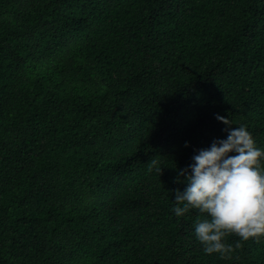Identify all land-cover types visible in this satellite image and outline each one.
<instances>
[{"label":"trees","instance_id":"1","mask_svg":"<svg viewBox=\"0 0 264 264\" xmlns=\"http://www.w3.org/2000/svg\"><path fill=\"white\" fill-rule=\"evenodd\" d=\"M217 114L264 148V0H0V264H264L172 211Z\"/></svg>","mask_w":264,"mask_h":264},{"label":"clouds","instance_id":"2","mask_svg":"<svg viewBox=\"0 0 264 264\" xmlns=\"http://www.w3.org/2000/svg\"><path fill=\"white\" fill-rule=\"evenodd\" d=\"M216 118L226 125V137L195 150L185 167L176 166V180L185 187L175 190L172 211L177 217L192 209L204 214L194 222L195 238L205 253L229 258L241 241L264 235V148L246 125L233 127L228 117ZM156 165L151 159L149 171ZM232 234L239 237L235 246L227 241Z\"/></svg>","mask_w":264,"mask_h":264}]
</instances>
